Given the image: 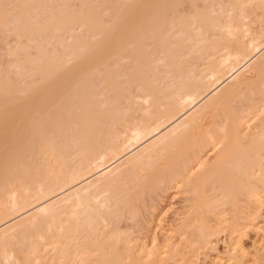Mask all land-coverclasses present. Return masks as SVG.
<instances>
[{
  "label": "bare ground",
  "instance_id": "obj_1",
  "mask_svg": "<svg viewBox=\"0 0 264 264\" xmlns=\"http://www.w3.org/2000/svg\"><path fill=\"white\" fill-rule=\"evenodd\" d=\"M248 1L263 5L0 0V43L13 44L0 59V264H177L259 197L264 27L250 32ZM172 189L187 195L175 232L135 241L131 222ZM257 243L251 258L231 243L210 260L264 264Z\"/></svg>",
  "mask_w": 264,
  "mask_h": 264
},
{
  "label": "rangeland",
  "instance_id": "obj_2",
  "mask_svg": "<svg viewBox=\"0 0 264 264\" xmlns=\"http://www.w3.org/2000/svg\"><path fill=\"white\" fill-rule=\"evenodd\" d=\"M184 11L187 12L186 9ZM245 11L247 14L245 21L251 33L264 27V0L261 6H258L255 2L248 1ZM12 45L11 41H9L8 45H0V59H9L6 56V49ZM161 195L159 199H156L154 214H149L151 213L149 210L145 211L142 214L143 216L137 217L131 222L133 226L135 225L133 231H137L133 235L140 237L136 238L135 241L140 244L144 242L149 248L153 246V240L159 245L162 237H168V235L170 236L175 232H173L175 226L172 224L180 221L179 219L183 216L180 211L183 210L184 205L187 203L184 201L187 195L181 189H172L162 192ZM238 205L240 207L239 211L236 213L231 211L223 212L221 215L222 220L218 223L213 222L214 227L207 231L208 243L193 245L189 250L187 259H180L177 264H212L211 261L216 259V254L222 256L223 260H227L228 254L226 251L231 243L241 246L244 253L246 252L247 258L250 257L253 254L251 252L253 251V242L255 240L256 243L260 241L257 243L258 245L264 242V191L259 194V197L250 202L243 198L240 199ZM176 237H179L178 233H176ZM210 245H214L218 253L215 250L211 251L208 248ZM248 252H251V254ZM134 260H136V263H133L131 259H126V262L127 264L129 262H131L130 264H159L158 259ZM169 263L175 264L174 261Z\"/></svg>",
  "mask_w": 264,
  "mask_h": 264
}]
</instances>
